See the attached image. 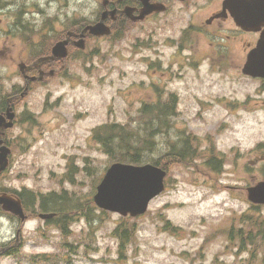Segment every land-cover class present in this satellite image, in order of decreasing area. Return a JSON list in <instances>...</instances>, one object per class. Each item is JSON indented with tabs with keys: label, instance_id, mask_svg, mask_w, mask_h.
Returning <instances> with one entry per match:
<instances>
[{
	"label": "rangeland",
	"instance_id": "374dc122",
	"mask_svg": "<svg viewBox=\"0 0 264 264\" xmlns=\"http://www.w3.org/2000/svg\"><path fill=\"white\" fill-rule=\"evenodd\" d=\"M95 41L80 65L71 63L69 76L41 83L28 97L22 124L9 139L12 164L1 183L66 195L65 207L70 209L79 208L70 197L83 196V247L64 250L66 239L59 234L52 247L28 236L25 242L17 241L21 255L2 264H264L260 238L242 244L237 235L242 215L264 220V208L255 210L244 190L264 172V161L254 162L264 148L253 150L264 142V80L234 79L228 65L217 67L219 59L187 60L183 48L199 41L206 51L212 40H198L186 14L165 29H136L122 40ZM5 47L8 58L0 56V75L15 81V59L30 52L21 50L24 43L18 40L7 39ZM143 107L151 112L162 108L165 124ZM30 114L33 122L28 121ZM112 123L126 125V133L168 169L167 187L136 218L103 212L93 202L111 159L92 132ZM197 134L203 161L213 164L215 158L207 153L224 151V171L215 172L206 164L193 171L187 167L193 161L177 165L169 157V150L191 149ZM69 159L75 166L67 168ZM234 218L235 230H230ZM133 223L134 239L120 254L114 231ZM243 225L256 234L253 223ZM9 233L0 223V238ZM31 252L43 254L29 257Z\"/></svg>",
	"mask_w": 264,
	"mask_h": 264
},
{
	"label": "flooded vegetation",
	"instance_id": "af4514ba",
	"mask_svg": "<svg viewBox=\"0 0 264 264\" xmlns=\"http://www.w3.org/2000/svg\"><path fill=\"white\" fill-rule=\"evenodd\" d=\"M226 2L228 0H55L43 4L44 9H41L39 1L36 0H0V36L3 37L0 56L8 58L5 47L7 39L23 42L24 47L21 50L30 52L26 58L15 59V81H8L6 73L0 75V139L8 144L10 136L15 137V130L22 124L25 99L30 97L41 83L56 76L67 77L72 70L71 63L77 66L79 62L80 65L83 56L88 55L85 49L94 40L109 36L118 37L132 30L135 32L136 29L145 33L157 28L163 29L181 20L183 14H186L188 25L194 29L198 40H212L210 43L207 41L208 52L201 51L199 41L187 47L191 57L195 58L194 54H202L208 60L245 58L255 46L264 27L258 32L238 27L229 15V8L224 6ZM28 5L34 7L38 18L25 22L19 20L18 14ZM143 9H149L150 12L143 20L136 21ZM147 23L154 26L145 28ZM97 24L107 28L110 35L95 36L90 26ZM43 38L44 41H41ZM57 44H62L59 50H56ZM40 76L43 78L37 79ZM11 114L14 115V125L12 128H6ZM40 200L37 202H41ZM78 200L80 210H83V197L80 196ZM20 201L25 209L24 220L21 221L18 216L12 214L8 215L9 224L12 228L17 227L20 240L22 235L19 228L30 218L26 224L31 223L34 235L43 243L52 247L53 231L59 228L62 232L58 233L67 239V249L81 250L83 224L77 228L78 223L74 222V227L71 228L69 220L75 219V216H83V213L56 211L52 212L55 213L52 216L42 217L45 213L36 210V202L24 196L20 197ZM27 203L32 205L27 207ZM11 249L10 245L0 250V264L8 258L4 254H9ZM19 251L14 250V254L20 255Z\"/></svg>",
	"mask_w": 264,
	"mask_h": 264
},
{
	"label": "water",
	"instance_id": "95a60500",
	"mask_svg": "<svg viewBox=\"0 0 264 264\" xmlns=\"http://www.w3.org/2000/svg\"><path fill=\"white\" fill-rule=\"evenodd\" d=\"M239 12L242 2L236 0L232 5ZM258 8V7H257ZM241 20L246 19V13L237 16ZM261 16L258 12L252 15V20H258ZM99 33L105 32L102 28H95ZM247 61L253 63L264 73V38L263 43L251 54ZM9 149L1 148L0 172L8 164L7 154ZM165 172L161 169L145 165L141 167L115 163L111 165L100 184L97 186V193L94 196L95 202L102 208L119 211L126 215H137L145 212L148 202L160 193L163 188ZM249 198L255 202H264V182L249 189ZM0 203L6 208L13 206V200L9 196L0 197ZM18 212V206L12 208Z\"/></svg>",
	"mask_w": 264,
	"mask_h": 264
},
{
	"label": "trees",
	"instance_id": "16d2710c",
	"mask_svg": "<svg viewBox=\"0 0 264 264\" xmlns=\"http://www.w3.org/2000/svg\"><path fill=\"white\" fill-rule=\"evenodd\" d=\"M163 115H158L157 119H161L162 122ZM129 128L126 125H114V126H100L93 131L94 139L97 143L101 144L104 153L112 160H118L117 156L120 155L119 159L127 161L128 163H144L151 159L149 150L146 149L144 144H137V140L126 132ZM119 161V160H118ZM89 216V212L86 213ZM243 228V223H253L254 227H264V220L257 222L253 221L250 216L242 215L241 221ZM259 228V229H260ZM128 227H124L121 230H126ZM125 234V233H123ZM123 236V235H122ZM238 236L240 237L241 243L245 241L253 242L255 238L261 237L264 244V232L258 233L257 235H252L251 233L247 237L242 236V229L239 230Z\"/></svg>",
	"mask_w": 264,
	"mask_h": 264
}]
</instances>
